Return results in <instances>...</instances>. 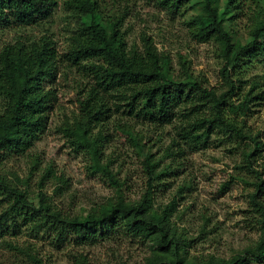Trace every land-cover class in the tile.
Instances as JSON below:
<instances>
[{
    "label": "rangeland",
    "instance_id": "1",
    "mask_svg": "<svg viewBox=\"0 0 264 264\" xmlns=\"http://www.w3.org/2000/svg\"><path fill=\"white\" fill-rule=\"evenodd\" d=\"M64 1L58 0L38 26L11 25L0 31V51L49 40L58 54L52 74L43 79L55 97L44 132L23 152L8 149L0 158V180L34 209L7 219L6 229L0 224V264H176L172 253L159 251L139 225L128 231L120 224L81 240L67 223L55 224L51 217L81 220L119 201L140 203L146 193L149 213L165 221L180 242L181 264L250 260L246 251L257 249L264 237L261 215L251 200L264 182V54L249 66L232 69L218 41L200 42L193 36L188 22L200 12L194 2L173 13L161 0H96L102 22L116 25L131 54L147 61L149 44L174 80L190 78L211 94L204 98L196 88L185 89L182 102L170 109L172 121L159 124L136 114L137 109L128 111L129 92H112L105 94L102 121L96 123L81 104L95 86L93 76L65 57L78 18ZM225 1L218 0L220 8ZM258 23H264V0H243L224 24L233 41L244 44ZM81 65L87 68L89 62ZM217 111L235 131L219 126L207 140L182 137L188 122L211 120ZM79 124L89 132L105 171H93L92 152L74 139ZM13 200L0 196V217L10 213ZM256 201L264 207V188ZM59 227L65 228L60 239ZM262 249L260 259L249 264H264Z\"/></svg>",
    "mask_w": 264,
    "mask_h": 264
},
{
    "label": "trees",
    "instance_id": "2",
    "mask_svg": "<svg viewBox=\"0 0 264 264\" xmlns=\"http://www.w3.org/2000/svg\"><path fill=\"white\" fill-rule=\"evenodd\" d=\"M194 2L200 6V12L189 19L188 25L193 29V36L200 42L215 39L219 42L223 58L227 65L235 69L249 66L258 56L264 54V23L255 25L250 33V40L244 44L236 43L225 22L231 20L243 0H226L222 8L218 0H161V3L173 13L180 11L187 3ZM58 6V0H0V31L16 27L38 26ZM63 6L73 10L78 18V27L72 39L70 51L65 55L73 66L90 72L95 81L82 104V111L86 117L99 123L105 111L104 97L112 92H129L126 108L144 118L159 124L172 121L170 109L182 102L184 90L196 88L204 98L211 94L199 88L190 78L176 81L159 66L155 51L146 47L147 61L137 57L127 50L122 34L115 24L102 22L96 0H66ZM53 42L42 40L32 45L5 46L0 51V158L8 149L21 153L32 144L33 138L42 134L46 128L47 112L54 100V93L43 85V79L51 75L54 70L58 54ZM82 61L89 62L88 67L81 65ZM163 62V60L161 61ZM227 74V68L223 69ZM160 79V80H158ZM106 94V95H105ZM106 96V97H107ZM141 102L136 103V100ZM220 101L216 106H220ZM137 106H134V105ZM240 108V107H239ZM243 113L245 104L241 106ZM234 111L235 108L230 109ZM182 128L181 135L191 141L207 140L210 130L215 127L235 131L233 126L227 125L221 119V112L217 111L213 119H201L187 123ZM72 133L79 145L85 146L93 154V171H105L99 165L98 151L90 141V135L84 125ZM257 146L258 143H256ZM0 196L13 197V204L9 211L2 214L0 224L7 219L19 215L20 210L30 213V207L22 199V194L10 189L0 180ZM264 188L261 182L252 195L251 200L261 215V225L264 232V207L255 202L257 193ZM20 206V207H19ZM151 210L149 193L140 203L127 205L119 201L100 215H89L81 220L62 221L57 215H52L53 223L66 224L82 238L89 240L98 232L108 233L111 229L124 224L126 230L131 231L141 227V233L153 236L154 243L164 254L172 253L176 264L181 258L179 240L167 228L165 221L159 220ZM16 226L15 222L11 224ZM8 226L5 224L4 229ZM65 235V228L57 229L58 239ZM264 236V233H263ZM264 247V237L257 249L247 250L251 261L259 260ZM242 264H249V259L238 258ZM237 261V260H236ZM230 264H238V262ZM239 262V263H240ZM240 263V264H241ZM36 264H41L39 261ZM80 264V263H79ZM82 264V263H81ZM210 264H225L214 261Z\"/></svg>",
    "mask_w": 264,
    "mask_h": 264
}]
</instances>
